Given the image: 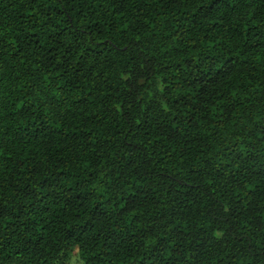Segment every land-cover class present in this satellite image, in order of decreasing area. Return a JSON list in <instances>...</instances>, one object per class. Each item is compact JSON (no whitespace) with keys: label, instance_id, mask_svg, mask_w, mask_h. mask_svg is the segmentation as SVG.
Returning a JSON list of instances; mask_svg holds the SVG:
<instances>
[{"label":"trees","instance_id":"16d2710c","mask_svg":"<svg viewBox=\"0 0 264 264\" xmlns=\"http://www.w3.org/2000/svg\"><path fill=\"white\" fill-rule=\"evenodd\" d=\"M0 67V264H264V0H0Z\"/></svg>","mask_w":264,"mask_h":264},{"label":"clouds","instance_id":"9594fccd","mask_svg":"<svg viewBox=\"0 0 264 264\" xmlns=\"http://www.w3.org/2000/svg\"><path fill=\"white\" fill-rule=\"evenodd\" d=\"M71 261L70 264H76V261L79 260V248L78 246H73L71 251Z\"/></svg>","mask_w":264,"mask_h":264},{"label":"snow or ice","instance_id":"6c2138e0","mask_svg":"<svg viewBox=\"0 0 264 264\" xmlns=\"http://www.w3.org/2000/svg\"><path fill=\"white\" fill-rule=\"evenodd\" d=\"M2 74H3V69L2 67H0V80H2ZM262 126H264V124H262ZM0 157H3V149L0 148ZM0 163H3L2 159H0ZM225 211H227V209H225ZM259 227L261 229H264V223L260 224Z\"/></svg>","mask_w":264,"mask_h":264},{"label":"rangeland","instance_id":"374dc122","mask_svg":"<svg viewBox=\"0 0 264 264\" xmlns=\"http://www.w3.org/2000/svg\"><path fill=\"white\" fill-rule=\"evenodd\" d=\"M79 263L82 264L80 261H76V264H79Z\"/></svg>","mask_w":264,"mask_h":264}]
</instances>
